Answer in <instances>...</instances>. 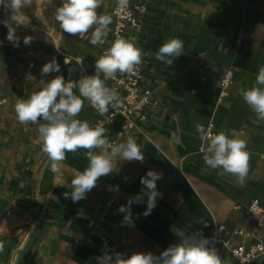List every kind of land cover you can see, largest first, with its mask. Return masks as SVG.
<instances>
[{
	"label": "crops",
	"instance_id": "obj_1",
	"mask_svg": "<svg viewBox=\"0 0 264 264\" xmlns=\"http://www.w3.org/2000/svg\"><path fill=\"white\" fill-rule=\"evenodd\" d=\"M129 1L146 6L140 35L145 53L142 85L153 92L158 106L141 123V132L117 137L122 125L118 119L106 128V136L117 143L133 137L145 159L143 163L118 160L112 173L99 178L84 199L73 202L65 198L71 189L63 185L88 166L86 150L67 153L60 163L61 174H53L42 150L23 149L16 159H9L12 153L0 148V242L4 244L0 264H99L106 253L101 234L125 256L134 252L159 256L180 242L179 233L209 239L222 264H239L231 255H220L206 223L229 230L244 226L245 206L253 199L264 206V121L240 95L241 89L255 83L264 66V0ZM111 8L105 13L102 6L97 12L110 16L112 23ZM171 38L182 39L185 52L166 65L155 53ZM58 39L64 54L83 56L92 69L101 45L82 43L63 32ZM60 58L61 75L78 81V68L64 65ZM229 68L234 83L230 96L219 102V82ZM74 92L79 95L78 89ZM77 118L94 127L97 115L87 100ZM210 119L217 132L236 129L247 140L250 161L244 184L222 169L203 171V141L195 125L206 129ZM175 136L180 144L171 142ZM148 170L163 174L157 181L162 198H157L147 217L143 215L147 197L133 203L132 224H122L125 213L118 209L141 192L140 180ZM115 186L118 191L111 190ZM235 205L242 209L235 210ZM92 222L99 223L98 233L90 227ZM261 235L264 240V227ZM252 264H264V255Z\"/></svg>",
	"mask_w": 264,
	"mask_h": 264
},
{
	"label": "clouds",
	"instance_id": "obj_2",
	"mask_svg": "<svg viewBox=\"0 0 264 264\" xmlns=\"http://www.w3.org/2000/svg\"><path fill=\"white\" fill-rule=\"evenodd\" d=\"M32 0H0V7L8 13L7 19L2 21L7 27V40L19 46L16 28H27L31 24L30 18L23 9L29 6ZM119 6L126 7L128 0H118ZM103 0H62L54 13L53 18L63 33L85 38L91 29L90 43L93 46L104 45L111 24V17L99 15L97 9ZM32 36H25L23 43L30 45ZM184 42L180 38H171L159 47L155 58L171 65L175 58L184 54ZM145 53L137 45L135 38H117L107 50L95 61V72L84 75L78 81H65L62 75H57L47 82L41 80L42 88L33 92L27 99H19L15 103L17 120L21 124L38 125V139L42 151L50 161V170L53 174H61L60 163L66 159V154L75 153L80 149L86 150L88 166L82 172H77L70 184L63 186L70 188L65 192V198L77 202L86 197V194L97 186L99 178L106 177L113 172L117 161H139L143 163L145 157L133 137L125 142L113 143L106 136L104 120L98 121L93 127L87 120L81 121L77 117L84 108V101L111 123L115 112L122 107L118 92L106 85V81L115 79L117 73L133 74L143 62ZM67 64V61H65ZM60 65L53 58L41 68L42 75L58 73ZM78 89L79 95L74 90ZM243 101L255 112L259 121H264V66L258 70L255 83L247 89H241ZM197 133L204 142L200 148L203 154V171L208 169H222L223 172L233 175L239 184H244L249 172L250 153L247 149V140L243 133L236 129H221L212 134L199 123L195 125ZM180 144L179 136L171 141ZM127 179V178H125ZM163 179V174L148 170L141 177L140 183L144 186L141 192L129 199L127 206H120L119 212L125 213L122 224H132L131 205L141 203L147 197V208L143 215L147 217L155 208L157 198L162 193L157 189V181ZM118 191V186L111 189ZM180 242L169 246L159 256L151 252H134L130 256L123 253L112 255L107 252L99 259V264H222L217 250L210 246L207 238L197 240L195 237L179 233ZM4 249L0 242V252Z\"/></svg>",
	"mask_w": 264,
	"mask_h": 264
},
{
	"label": "built area",
	"instance_id": "obj_3",
	"mask_svg": "<svg viewBox=\"0 0 264 264\" xmlns=\"http://www.w3.org/2000/svg\"><path fill=\"white\" fill-rule=\"evenodd\" d=\"M145 13L146 6L143 3L130 2L128 0L127 6L121 7L119 6L118 0H115L111 8L113 22L109 25L108 36L105 44L102 45L99 51V56L103 51L110 47L115 39L121 37L135 38L137 45L140 47V35ZM5 19H7V17L0 15V33L1 31L8 30L2 23ZM32 28V24L27 28L21 26L16 28V33ZM91 32L92 30L90 29L87 36L83 39L77 36L78 40L82 43L90 41ZM50 36L52 35L50 34ZM5 40L7 44L15 49L21 47L20 42L18 47L14 46L13 42H9L7 40V34ZM62 57L64 65H75L80 71L81 77L84 75H92L95 72L96 60L91 63L92 69H90L87 67L86 61L81 55L63 54ZM65 61H67V64ZM143 62L133 74L121 75L117 73L115 79L106 81L108 87L113 88L118 92L122 104L119 112H116L114 109H109L110 112H115L111 123H107V118L101 117L90 105L97 115L95 121L96 124L98 121L104 120V127L107 128L112 126L118 119L122 120L121 128L116 133V136L119 138L126 132H141V123L145 122L148 118L149 112L158 106V101L154 98L153 92L142 85ZM233 83L234 71L229 68L223 73L219 82V102L224 101L230 96ZM5 102L6 99H1L0 105ZM206 130L212 134L217 133L213 119L208 121ZM110 141L117 143L116 139H110ZM203 143L204 142H202V145ZM234 209L241 210L242 206L235 205ZM245 212L246 225L244 226H235L230 230L225 225L206 223V226L211 228V236L215 244L220 248V255H231L239 264H252L256 259L264 255V240L261 235V230L264 227V206L261 205L259 199H253L245 206ZM90 227L94 231H97V233L99 232V223L92 222L90 223ZM99 237L101 246L114 258L115 254L118 253L117 244L113 243L107 235L101 234ZM234 239H239V242H234Z\"/></svg>",
	"mask_w": 264,
	"mask_h": 264
},
{
	"label": "rangeland",
	"instance_id": "obj_4",
	"mask_svg": "<svg viewBox=\"0 0 264 264\" xmlns=\"http://www.w3.org/2000/svg\"><path fill=\"white\" fill-rule=\"evenodd\" d=\"M112 1L103 0L97 10L103 6L107 10L105 13L109 12ZM61 3L62 0H32L23 9L33 28L16 33L21 43L18 49L6 43L8 30L0 33V48H3L0 52V98L6 99L0 105V148L3 149L2 152L12 153L9 159H16V153L19 154L23 149L42 150L38 139V125L21 124L17 120L14 106L17 100L27 99L33 92L39 91L42 88L41 80L47 82L63 73L60 70L49 75L41 74L45 63L55 58L60 64V57L64 54L58 46L62 31L53 18L55 9ZM0 15L7 17L8 13L0 7ZM25 36L33 37L30 45L23 43ZM64 79L68 81L67 77Z\"/></svg>",
	"mask_w": 264,
	"mask_h": 264
},
{
	"label": "bare ground",
	"instance_id": "obj_5",
	"mask_svg": "<svg viewBox=\"0 0 264 264\" xmlns=\"http://www.w3.org/2000/svg\"><path fill=\"white\" fill-rule=\"evenodd\" d=\"M147 11V10H146ZM95 124H96V122H95ZM95 126V125H94Z\"/></svg>",
	"mask_w": 264,
	"mask_h": 264
}]
</instances>
